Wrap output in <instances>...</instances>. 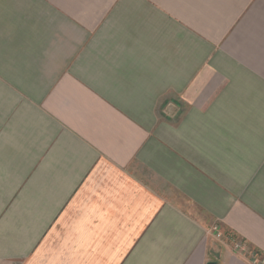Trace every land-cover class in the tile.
Listing matches in <instances>:
<instances>
[{
    "label": "crops",
    "instance_id": "1",
    "mask_svg": "<svg viewBox=\"0 0 264 264\" xmlns=\"http://www.w3.org/2000/svg\"><path fill=\"white\" fill-rule=\"evenodd\" d=\"M210 263L264 264V0H0V264Z\"/></svg>",
    "mask_w": 264,
    "mask_h": 264
},
{
    "label": "built area",
    "instance_id": "2",
    "mask_svg": "<svg viewBox=\"0 0 264 264\" xmlns=\"http://www.w3.org/2000/svg\"><path fill=\"white\" fill-rule=\"evenodd\" d=\"M235 249L237 250V251H241V252H244V247L242 246V245H235Z\"/></svg>",
    "mask_w": 264,
    "mask_h": 264
},
{
    "label": "water",
    "instance_id": "3",
    "mask_svg": "<svg viewBox=\"0 0 264 264\" xmlns=\"http://www.w3.org/2000/svg\"><path fill=\"white\" fill-rule=\"evenodd\" d=\"M210 264H215V263H210Z\"/></svg>",
    "mask_w": 264,
    "mask_h": 264
}]
</instances>
